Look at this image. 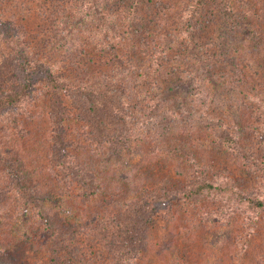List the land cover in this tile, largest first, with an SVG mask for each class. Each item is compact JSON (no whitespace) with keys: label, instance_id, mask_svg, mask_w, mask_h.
Masks as SVG:
<instances>
[{"label":"rangeland","instance_id":"obj_1","mask_svg":"<svg viewBox=\"0 0 264 264\" xmlns=\"http://www.w3.org/2000/svg\"><path fill=\"white\" fill-rule=\"evenodd\" d=\"M195 1L0 0V25L13 31L15 45L38 70L31 69L37 77L30 99L0 110V264H54L48 229H62L73 210L69 200L78 205L75 199L96 198L89 203L95 218L102 203L144 197H167L169 204L134 264H264V206H256L264 205V0H211L210 6H229L223 20L233 31L210 25L207 42L190 50L179 31L187 29ZM180 19L187 21L179 26ZM143 24L148 31L138 40L131 33L145 30ZM4 36L0 29V95L19 83ZM213 43L223 53L205 73ZM167 48L165 67H156L152 57ZM47 72L71 84L59 102L45 82ZM106 84L125 98L122 105L108 101L107 108H119L127 129L121 149L101 152L97 129L88 125V96L93 89L90 97L100 99ZM52 104L64 112L67 150L76 159L89 156L85 168L91 164L99 181L80 186L56 167ZM13 174L26 191L18 190ZM211 179L233 197L199 194L198 186Z\"/></svg>","mask_w":264,"mask_h":264},{"label":"trees","instance_id":"obj_2","mask_svg":"<svg viewBox=\"0 0 264 264\" xmlns=\"http://www.w3.org/2000/svg\"><path fill=\"white\" fill-rule=\"evenodd\" d=\"M216 1H219L220 3L224 2L223 4L227 2V0ZM209 2H211V0H197L193 2L191 15L189 18L191 19L189 20L190 23L187 24V29L182 32L179 31V33L182 34L181 41L190 50L200 49V46H197V44L207 42L205 32L208 30L210 25H218V30L222 28L224 31L222 33H226L227 35L233 31L232 25L229 26L226 23L227 21L223 20L224 14L231 11L228 9L229 6H210ZM153 13L155 15L157 14L156 8L153 10ZM179 21L180 22L178 25L181 26V23L183 24L184 21L187 20L180 19ZM11 26L13 29L16 28L12 24ZM142 27L146 30V32H144L145 30L140 28L138 29V27H136V29L134 28L131 33L132 35L135 34V37L138 40H140V36H142L144 33H147L148 31V26L143 24ZM0 29L2 30V33H5L6 35L4 36L6 42L13 46L12 49H10L13 50V53H10L13 56L12 58L15 60L13 63L12 73L15 74L17 81H19V83H17L14 88L3 90L1 92V110L2 108L6 109L7 107L24 103L30 99V93L33 90L34 82L37 77V74L31 71V69L34 67V71L37 72L38 70L35 67V62L28 58L27 51H24L22 46H19L18 44L15 45L18 40L15 39L13 31L7 32L3 23L0 25ZM219 36L224 38L226 35L220 34ZM144 38L145 37H143V39ZM213 46L215 48L214 54L210 52V47H207L206 45L210 59L208 60V58H206L203 60L205 61V73L210 72L211 69L216 67L218 64L216 60L219 57L217 54L223 53L216 52L218 46L215 47V43H213ZM162 50L163 49H161L160 52ZM185 50L187 51V49ZM161 53H164L162 57L159 54L152 57L154 59V63L156 62V67H159V63H161V67H165L163 60L165 55L168 53V48L163 50ZM225 55L227 56V54ZM227 57L233 62L235 61L234 63L240 64V62L236 60L238 57L234 56L233 54H228ZM247 60L248 58H246V61ZM236 75L240 76V79L243 81L246 74H244V72H240L239 75L237 73ZM205 79L211 83L210 86H207L208 88H211L212 78L205 74ZM64 80V76H60L58 74L55 75L49 72L45 74V82L51 89L53 93L52 95L54 96V100H56V102H59L60 100V92L62 90H67L71 86L69 82H65ZM106 86L107 84L105 85L103 92L100 91L98 93L100 99H103L105 102L98 99L97 97H90V95L96 94V91L93 89H91V92L88 96V101L90 103L89 106L92 107L90 113L93 115V118L90 120L88 125H90L92 131L93 128L98 130L97 132L95 129L97 140L99 142L96 140L95 142L96 144L100 145L99 149L101 152L104 150V148L113 150L121 149L124 145V131L127 129L125 118L119 113H116V110L119 108L116 107L114 110L107 108V105L109 104L108 101L113 100L116 103H120V105H122L125 103V98L119 93V90H117L118 93H111L113 88ZM150 94L152 100L153 95L151 91ZM84 96L86 98L87 94H84ZM99 101H101L102 104L98 103ZM159 102L161 101H158V103ZM53 104L50 106V119L52 123L51 157L55 160L56 167L66 172L68 178H71L75 184L78 183V180H80V186H85L86 183H89V181H99L100 176H95L92 174L93 167L91 164L85 168L87 165L86 163H89L87 161V158H90L89 156L83 155L85 157L84 158L81 155L76 159L69 152V150H67L68 147L62 129L64 112ZM97 115L100 116L99 119H96L98 117ZM84 149L85 146L82 150ZM13 176L17 177L16 174H13ZM17 181L19 185L18 190L21 192L24 191L25 188L22 186L21 180L18 177ZM197 191L199 194L212 195L214 198L233 197V191L231 189L223 187L222 185L218 184L217 181H213L212 179L198 186ZM184 197L189 198V196L185 195ZM24 199L28 205L33 203V198ZM89 199L91 200H86L85 198H81L80 200L75 199L74 202L79 206L74 205L73 200H69L67 202V204L71 205L73 210L68 212V217H65L61 220V227L62 229L64 227L65 231H62L60 228L56 230L48 229V235H51V242L54 245V250L50 255L51 261L54 262V264H134L135 262L139 261L142 255L147 251L146 239L148 238L147 235L153 226V221L159 214H161V211L163 210L162 207H164L166 204H169L167 197L154 199L149 197L140 199L124 198L123 203L120 201L117 202L111 200L108 205L107 203H102V208L100 209L102 211V216L99 217V213L94 218L90 215L92 212H89V203L90 201H94L96 198ZM60 201L63 203L62 198H60ZM175 202L176 201L172 199L170 204ZM103 205L107 206L104 207ZM256 206L262 207L264 205L263 202H257ZM74 209L75 211H82L84 209L85 212H83V217L80 216V214H75ZM87 213L89 214L88 217H90V220L86 219ZM71 216H73V218H70ZM73 221H75V223H73L74 227H68V225ZM70 229L72 230L68 232ZM61 258L62 260H60Z\"/></svg>","mask_w":264,"mask_h":264}]
</instances>
